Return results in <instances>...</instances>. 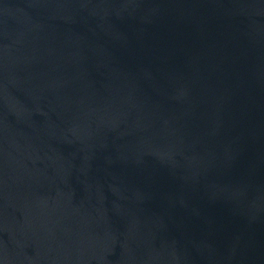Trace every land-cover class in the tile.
<instances>
[{"label": "water", "instance_id": "water-1", "mask_svg": "<svg viewBox=\"0 0 264 264\" xmlns=\"http://www.w3.org/2000/svg\"><path fill=\"white\" fill-rule=\"evenodd\" d=\"M0 264H264V0H0Z\"/></svg>", "mask_w": 264, "mask_h": 264}]
</instances>
